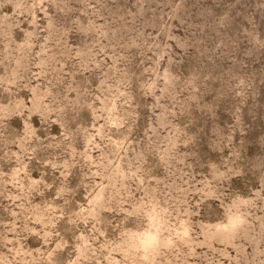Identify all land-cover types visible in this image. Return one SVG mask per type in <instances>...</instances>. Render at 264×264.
Here are the masks:
<instances>
[{
  "label": "rangeland",
  "instance_id": "374dc122",
  "mask_svg": "<svg viewBox=\"0 0 264 264\" xmlns=\"http://www.w3.org/2000/svg\"><path fill=\"white\" fill-rule=\"evenodd\" d=\"M4 112L0 264H123L145 196L188 221L159 264H264V0H0Z\"/></svg>",
  "mask_w": 264,
  "mask_h": 264
},
{
  "label": "clouds",
  "instance_id": "9594fccd",
  "mask_svg": "<svg viewBox=\"0 0 264 264\" xmlns=\"http://www.w3.org/2000/svg\"><path fill=\"white\" fill-rule=\"evenodd\" d=\"M215 199V194H212ZM248 201L235 196L223 208L220 222L211 226L206 235L235 237L246 226ZM126 215L140 222L120 232L114 241V251L124 258L123 264H159L158 258L178 245L189 241L188 221L178 218L170 222V209L155 198L145 196L136 201Z\"/></svg>",
  "mask_w": 264,
  "mask_h": 264
},
{
  "label": "snow or ice",
  "instance_id": "6c2138e0",
  "mask_svg": "<svg viewBox=\"0 0 264 264\" xmlns=\"http://www.w3.org/2000/svg\"><path fill=\"white\" fill-rule=\"evenodd\" d=\"M8 117V113L4 112L3 116H0V120H6ZM264 179V178H262ZM97 200H99V197H97ZM77 244L75 247V255L76 259L73 260L71 257L68 259L67 264H80V259L83 257L86 252L88 251L89 245L88 242L85 240L84 236H80L77 238ZM58 248L63 247V245H57ZM52 253H49L50 256H52ZM49 264H64V260L62 258H57L54 260H50Z\"/></svg>",
  "mask_w": 264,
  "mask_h": 264
}]
</instances>
